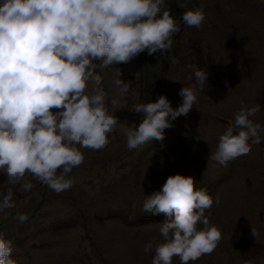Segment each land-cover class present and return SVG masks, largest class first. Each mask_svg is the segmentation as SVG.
Segmentation results:
<instances>
[{"label":"rangeland","instance_id":"374dc122","mask_svg":"<svg viewBox=\"0 0 264 264\" xmlns=\"http://www.w3.org/2000/svg\"><path fill=\"white\" fill-rule=\"evenodd\" d=\"M164 7L177 21L184 11L199 8L205 20L199 29L181 22V31L173 36L179 60L170 56L168 62H150L144 68L150 73L147 83L139 55L127 64L95 69L109 109L113 99L126 104L113 114L119 123L138 126L142 114L132 111L137 103L164 95L178 107L180 89L196 83L197 69L190 65L196 61L195 44L202 58L213 59L214 79L208 77L188 115L165 129L162 143L129 151L117 128L103 150L80 149L85 159L68 174L74 180L70 190L56 194L26 175L34 187L25 192L20 184L9 185L0 172V199L9 187L14 192L15 206L0 212V234L12 242L15 264H151L155 245L163 242L159 228L165 221L139 215L146 196L175 174L191 176L194 190L213 197L205 216L222 233L212 254L190 264H264V133L248 155L227 166L208 159L242 105H260L251 119L264 127V0H165ZM118 77L130 84L124 96L115 85ZM21 214L27 216L25 222L18 219ZM251 228L258 237L250 234ZM149 241L153 251L145 253ZM173 264H180L178 257Z\"/></svg>","mask_w":264,"mask_h":264},{"label":"clouds","instance_id":"9594fccd","mask_svg":"<svg viewBox=\"0 0 264 264\" xmlns=\"http://www.w3.org/2000/svg\"><path fill=\"white\" fill-rule=\"evenodd\" d=\"M164 5L165 0L0 3V172L9 185L20 184L22 191H30L34 184L24 179L30 175L60 194L72 188L74 180L68 174L84 162L80 149L103 150L117 128L129 151L152 141L162 143L165 129L174 127L172 121L188 115L198 92L206 88L209 74L203 70L194 71V85L180 89L178 107L173 108L164 95L133 105L132 111L142 114L138 126L119 123L113 113L126 104L113 99L109 109L107 93L99 87L102 77L95 71L127 64L145 51L163 53L181 31V22L199 29L205 20L197 8L184 11L177 21ZM115 85L121 96L130 90L119 77ZM259 111L260 105H242L208 159L227 166L259 145L264 127L251 119ZM195 183L191 176L169 175L160 190L146 196L143 212L169 218L160 224L163 242L155 245L151 264H173L174 257L180 264H190L212 254L222 239L221 231L205 216L213 197L204 189L194 190ZM13 187L0 199V212L15 206ZM18 219L25 222L27 216ZM250 234L259 236L255 228ZM12 251V242L0 234V264H15ZM151 251L149 241L144 252Z\"/></svg>","mask_w":264,"mask_h":264},{"label":"trees","instance_id":"16d2710c","mask_svg":"<svg viewBox=\"0 0 264 264\" xmlns=\"http://www.w3.org/2000/svg\"><path fill=\"white\" fill-rule=\"evenodd\" d=\"M193 44H195V43H193ZM192 48L197 53H196V61H192V63L190 65L196 66L195 68L197 70H203V71L207 72L209 74L208 77L214 79L215 72H214V66H213V59L211 57H209L208 55H205L202 58V55H200L199 47L197 44L192 45ZM170 56H172V58L175 57L176 60H179L177 55H176V48L174 46V40H172L171 48L168 49L167 51L163 52V53L156 52V53H153L152 55H148L147 52L145 51V52L139 54V61L141 62L142 67H143V69L141 68L142 72L145 71V73H143L144 82L147 83V81L149 79V75H150L149 71L144 70V68H146V66H148V65H151V63L156 62L157 58H159L161 61L168 62V60L170 59ZM151 58H153V59H151ZM192 59L194 60V57ZM149 84H150V82H148V85ZM146 214H147L146 217L148 219H151V220L156 219L157 221L164 222V221L169 219L168 217H166L163 214H152V213H145V212L141 213L139 215V217H144V215H146Z\"/></svg>","mask_w":264,"mask_h":264}]
</instances>
